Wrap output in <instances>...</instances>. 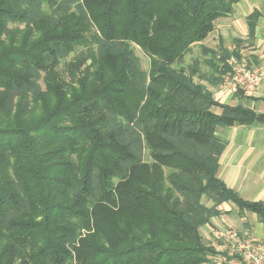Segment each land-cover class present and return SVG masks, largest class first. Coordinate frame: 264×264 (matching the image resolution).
Wrapping results in <instances>:
<instances>
[{
    "label": "trees",
    "instance_id": "1",
    "mask_svg": "<svg viewBox=\"0 0 264 264\" xmlns=\"http://www.w3.org/2000/svg\"><path fill=\"white\" fill-rule=\"evenodd\" d=\"M238 1L0 0V264H212L221 203L264 223L217 175L218 130L264 113L201 82L223 43L183 64Z\"/></svg>",
    "mask_w": 264,
    "mask_h": 264
},
{
    "label": "crops",
    "instance_id": "2",
    "mask_svg": "<svg viewBox=\"0 0 264 264\" xmlns=\"http://www.w3.org/2000/svg\"><path fill=\"white\" fill-rule=\"evenodd\" d=\"M254 11L257 12L256 26L254 34L249 37L248 16ZM217 23L225 25L226 29L223 34L217 32L218 45L212 49L220 47L226 36L225 38L231 41L230 45H224L229 56L235 55L240 59H246L250 66L260 67L264 71V0L238 1L227 16L216 20L210 36L216 30ZM231 44L239 48V56L234 54L238 48L231 47ZM213 95L220 102L239 104L257 113H264L263 85L255 95H243L219 84ZM220 131L222 133L217 135L225 142V149L220 157L218 177L244 199L264 200V123L230 126ZM218 208L221 214L206 224L211 235L216 224L223 226L222 222H233L236 227L241 229L249 227L256 236L264 238V223L258 220L255 213L246 211L238 214L237 208L231 202H223Z\"/></svg>",
    "mask_w": 264,
    "mask_h": 264
},
{
    "label": "built area",
    "instance_id": "3",
    "mask_svg": "<svg viewBox=\"0 0 264 264\" xmlns=\"http://www.w3.org/2000/svg\"><path fill=\"white\" fill-rule=\"evenodd\" d=\"M230 71L223 77V86L243 95H255L264 86V71L250 66L235 55L227 58ZM209 245L215 253L212 264H264V238L231 226L213 229Z\"/></svg>",
    "mask_w": 264,
    "mask_h": 264
},
{
    "label": "rangeland",
    "instance_id": "4",
    "mask_svg": "<svg viewBox=\"0 0 264 264\" xmlns=\"http://www.w3.org/2000/svg\"><path fill=\"white\" fill-rule=\"evenodd\" d=\"M218 24V23H217ZM225 29H226V27H225V25H223V24H218L217 26H216V30L214 31V33H213V35L212 36H207L203 41H201L200 43H196V44H194V45H192V48H191V50H190V52L189 53H187L186 55H185V58H184V61H183V64L184 65H186V64H189L190 62H192V60L194 59V58H197L198 60H199V63H202V60H203V57L202 56H204L202 53H203V50H202V47L203 46H206V47H210V48H213V47H216L217 45H218V43H217V38H216V34H217V32H222V33H220V34H223V33H225ZM223 36V35H222ZM226 37V36H225ZM223 38V43H224V45H230L229 43L231 42L230 40H228V39H226V38ZM232 46L231 47H233L235 44H231ZM234 47H237V46H234ZM238 48V47H237ZM239 49V48H238ZM135 53H136V55L139 57V59H140V62H141V66H142V68L143 69H147L148 68V64H149V57L146 55V54H144L138 47H135ZM245 58V57H244ZM202 65V64H201ZM202 69H207L204 65H202ZM196 79V78H195ZM201 82H203V83H205L206 85H207V87L209 88V89H211L212 91H214L215 90V88L216 87H213V86H211L210 84H208V82H206V81H204V80H201ZM221 85H223V81L220 83ZM226 87V86H225ZM216 111H218V109H215ZM221 129H226V127H221ZM221 131L220 130H218V132L217 133H220ZM222 133V132H221ZM220 133V134H221ZM222 224H223V226H231L232 228H235V229H237V230H241V231H244V230H247V231H249V232H251L252 234H254L253 233V231L252 230H250L249 229V227L248 228H243V229H241V228H239V227H236V225H234L233 224V222H228V223H225V222H222ZM219 227H221L219 224L217 225H215V228H218L219 229ZM200 233H201V235L204 237V239L206 240V241H210L211 240V238H213L212 236L213 235H211L210 234V231H209V228H208V226L207 225H204L201 229H200ZM261 238V237H260Z\"/></svg>",
    "mask_w": 264,
    "mask_h": 264
}]
</instances>
